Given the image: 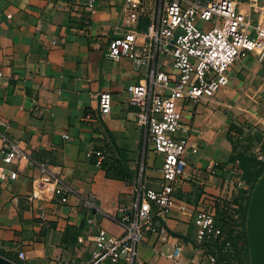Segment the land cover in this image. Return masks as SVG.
Here are the masks:
<instances>
[{
    "label": "crops",
    "instance_id": "1",
    "mask_svg": "<svg viewBox=\"0 0 264 264\" xmlns=\"http://www.w3.org/2000/svg\"><path fill=\"white\" fill-rule=\"evenodd\" d=\"M87 1L0 0V151L6 142L21 153L8 164L0 158V256L16 264H86L99 230L123 233L121 208L132 202L134 184L160 189L163 155L136 124L137 107L125 88L145 82L152 67L172 72L170 60L156 54L135 67L127 57L108 59L109 42L128 30L124 8L137 0H94L91 11ZM234 1L259 44L229 69V84L212 98L177 102L182 130L176 138L187 142L182 174L170 213L154 218L165 234L149 235L136 249V259L148 264L200 260L209 247L195 242L191 219L207 204L215 212L218 206L231 213L242 208L244 215L233 217L232 236L241 237L247 255L240 251L235 261L264 264V243L257 261L247 228L256 208L264 236V169L248 183L246 170L233 165L236 158L264 163V36L256 29L264 31V20L251 7L264 0ZM139 3L146 14L130 28L141 46L153 0ZM104 92L111 94V111L101 116ZM95 151L126 167L129 178H110L95 165ZM54 179L68 189L66 203L54 196Z\"/></svg>",
    "mask_w": 264,
    "mask_h": 264
},
{
    "label": "built area",
    "instance_id": "2",
    "mask_svg": "<svg viewBox=\"0 0 264 264\" xmlns=\"http://www.w3.org/2000/svg\"><path fill=\"white\" fill-rule=\"evenodd\" d=\"M93 6L94 0H88V10ZM251 7H256L264 20V3ZM123 13L128 30L109 42L106 57L113 61L127 57L135 67H142L150 63L153 55H167L172 68V72L164 73L152 67L145 82L125 88L131 103L137 107L136 124L144 131L153 151L163 155L160 189L134 184L132 202L121 208L119 222L123 233L115 237L99 230L93 238L94 251L86 264H118L121 261L148 264L136 259V249L149 235L165 234L163 227L156 226L154 218L164 219L170 213L177 199L175 182L182 174V155L187 142L185 138H176L182 130L177 102L212 98L229 84V69L241 57L254 52L259 44V39L249 33L250 23L234 0H153L152 12L148 15L150 23L143 33L141 46L137 45V31L130 25L146 14L145 8L137 0L129 3ZM256 29L264 36L262 28L257 26ZM98 109L101 116L110 113V93L99 95ZM92 154L96 158L95 165L100 167L103 152ZM20 155L17 147L8 150L4 142L0 151L3 163L8 164ZM36 164L47 174L45 165ZM238 164L236 160L233 165L237 167ZM237 173L236 168L234 174ZM54 183V196L60 203H66L68 189L59 185L57 179ZM215 213L214 205L207 204L195 208L192 214L195 242L209 247L195 264H232L222 259L223 254L232 253L233 249L216 224ZM18 259H23L22 252L18 253ZM63 264L77 262L71 260ZM173 264L183 263L176 260Z\"/></svg>",
    "mask_w": 264,
    "mask_h": 264
},
{
    "label": "trees",
    "instance_id": "3",
    "mask_svg": "<svg viewBox=\"0 0 264 264\" xmlns=\"http://www.w3.org/2000/svg\"><path fill=\"white\" fill-rule=\"evenodd\" d=\"M103 154H104V160L101 163L100 167L109 173V177L116 179V180L117 179L127 180V178H129V176H130V175H128L129 171L127 170V168L124 166H121L119 164H115L114 162L111 161V159H109L106 156L105 153H103ZM236 159L241 164V167L244 170H246L245 175H244V179L248 183H252L261 174L262 170L264 169V163L258 162L252 158L243 159L242 161L239 158H236ZM244 194H246V192H244ZM247 197L248 196L245 195V198H247ZM224 207L225 206H222V207L218 206L216 208L215 221H216V224L222 229L224 236H226L227 240L231 243V246L233 249L232 253L223 254L222 259L226 260L228 263L233 264V262H236L235 256L237 255V253H239L241 251V252H243L244 256H246L247 255V249L242 247L240 240H233L234 238L232 237V226L234 225V222H236V221H234L232 219L233 218L232 213L229 211V208L224 209ZM238 214H239V212H238ZM242 215H244V212L242 213ZM235 238L241 239L240 236L235 237ZM243 240H244V238H243ZM243 245H245V241L243 242ZM216 246H218V245H216ZM238 247L239 248L241 247L242 249H239ZM237 263L241 264V261H239Z\"/></svg>",
    "mask_w": 264,
    "mask_h": 264
},
{
    "label": "water",
    "instance_id": "4",
    "mask_svg": "<svg viewBox=\"0 0 264 264\" xmlns=\"http://www.w3.org/2000/svg\"><path fill=\"white\" fill-rule=\"evenodd\" d=\"M262 188L260 189V193L263 192L264 194V184L260 185ZM258 192V189L256 188V191ZM250 212V211H249ZM250 219L248 222V230L250 231V239L252 241V248L249 249L252 252L253 257L259 261L261 255H262V249H260L261 245L264 243V236L258 231V226L255 221L256 217V208H254L250 213H249ZM0 264H16L2 256H0Z\"/></svg>",
    "mask_w": 264,
    "mask_h": 264
},
{
    "label": "rangeland",
    "instance_id": "5",
    "mask_svg": "<svg viewBox=\"0 0 264 264\" xmlns=\"http://www.w3.org/2000/svg\"><path fill=\"white\" fill-rule=\"evenodd\" d=\"M239 1V0H238ZM242 3H244L245 2V0H240ZM239 1V2H240ZM156 8H157V5H156ZM203 25H204V23H202ZM231 210H234V209H231ZM237 210H238V212H240L239 214L241 215L242 214V208L241 207H238L237 208ZM238 212H232V217H234V216H236L237 215V218H239V214H238ZM237 218H232L234 221H236L237 220ZM240 229H241V227H239ZM232 232H234V230H232ZM233 237V236H232ZM234 239L233 240H241V239H238V238H235V237H233ZM233 264H238V263H236V262H233Z\"/></svg>",
    "mask_w": 264,
    "mask_h": 264
}]
</instances>
